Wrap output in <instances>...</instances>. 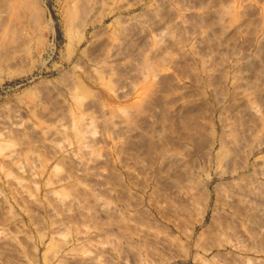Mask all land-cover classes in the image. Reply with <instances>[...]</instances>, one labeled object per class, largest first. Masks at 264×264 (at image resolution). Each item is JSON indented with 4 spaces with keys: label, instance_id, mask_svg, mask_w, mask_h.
Returning a JSON list of instances; mask_svg holds the SVG:
<instances>
[{
    "label": "rangeland",
    "instance_id": "rangeland-1",
    "mask_svg": "<svg viewBox=\"0 0 264 264\" xmlns=\"http://www.w3.org/2000/svg\"><path fill=\"white\" fill-rule=\"evenodd\" d=\"M0 264H264V0H0Z\"/></svg>",
    "mask_w": 264,
    "mask_h": 264
}]
</instances>
